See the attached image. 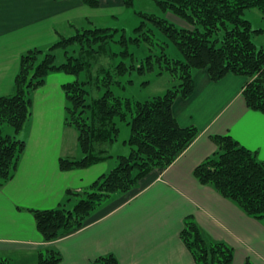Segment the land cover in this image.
Returning <instances> with one entry per match:
<instances>
[{"label":"trees","instance_id":"obj_1","mask_svg":"<svg viewBox=\"0 0 264 264\" xmlns=\"http://www.w3.org/2000/svg\"><path fill=\"white\" fill-rule=\"evenodd\" d=\"M90 8H98L100 0H80ZM134 0H123L131 6ZM158 8L178 17L181 26L156 14L141 13L179 49L182 58L170 57L164 46L154 52L153 30L146 28L142 38L130 40L121 35V51L129 55V41H146L149 54L137 69L142 72L154 69L164 71L176 81L163 94L145 100L117 94L115 87H124L120 77L134 65L124 62L107 70L103 78V93L88 98L86 86L90 82L80 79L89 72L92 60L105 51L116 32L109 27L76 29L69 36H59L44 51L31 48L20 55L19 66L10 94L0 96V186L15 175L18 161L25 149L20 136L32 113L31 93L45 83L52 72L74 76L62 84L66 97L64 123L76 132L80 158L60 157L61 170L86 168L112 155L107 149L118 140L119 123L130 127L124 145L128 152L118 154L117 164L100 174L87 187L67 189L66 199L54 208L29 209L36 228L44 241H52L85 226L101 205L114 195L136 189L140 181L152 171L170 165L198 136L194 125L180 126L172 111L176 98H186L194 90L193 72L205 69L216 82L232 74L245 78L242 95L246 105L264 114V47L257 46L255 37L264 33V27H253L245 16L247 9H257L264 15V0H155ZM145 24V23H144ZM143 23L137 29L142 28ZM143 34V32H142ZM141 34V35H142ZM63 51L64 60L56 62L55 50ZM40 55L41 58H40ZM217 150L201 163L193 174L204 185L211 186L223 197L234 202L248 216L264 223V160L255 151L240 145L230 135L212 137ZM75 202L70 206L67 203ZM182 243L190 252L195 264H231L233 249L220 241L204 238L192 216L183 219L179 233ZM57 251L49 249L40 254L37 264H59ZM0 264H10L0 259ZM94 264H118L114 255L97 258ZM244 264H252L246 260Z\"/></svg>","mask_w":264,"mask_h":264},{"label":"crops","instance_id":"obj_2","mask_svg":"<svg viewBox=\"0 0 264 264\" xmlns=\"http://www.w3.org/2000/svg\"><path fill=\"white\" fill-rule=\"evenodd\" d=\"M123 5V0H100L98 8L80 0H0V96L12 92L23 52L43 50L59 36L81 29L77 25L93 23L98 10L112 12ZM193 78V92L176 98L172 106L180 126L198 128L193 142L166 168L145 176L136 189L112 196L79 230L44 241L29 209L56 207L65 201L67 189L87 187L115 163L106 159L86 168H59L60 157L82 156L75 130L64 123L62 84L73 77L48 74L31 93V117L20 133L25 149L15 175L0 186V259L37 264L38 256L52 249L61 257L59 264H94L109 254L118 264H195L179 237L183 219L192 216L205 239L233 249L231 264L247 259L264 264V223L193 174L217 150L215 135H230L264 160V114L246 105L244 77L229 74L214 82L205 69H196Z\"/></svg>","mask_w":264,"mask_h":264},{"label":"rangeland","instance_id":"obj_3","mask_svg":"<svg viewBox=\"0 0 264 264\" xmlns=\"http://www.w3.org/2000/svg\"><path fill=\"white\" fill-rule=\"evenodd\" d=\"M99 14L94 15L93 23L89 24L86 21L84 22V28H93V27H109L116 29L112 40L105 44V51L99 53L92 60V65L89 69V72H83L80 76V79H86L90 82L87 84L86 88L89 91L88 98H96L100 96L104 88L102 86V80L106 75L107 70H113L116 64L124 62L126 65L134 67L125 75L120 77V80L123 84L122 87H115V92L117 94L125 95L132 97L136 100H145L153 96L163 94L172 84L176 83L167 72L157 74L159 69L158 63H154V69L140 72L137 68L144 63L145 57L149 54V44L144 40L138 43L134 41H129L127 46V51L129 55L121 54V51L124 49V44L120 43L119 39L121 35L126 36L128 40L132 37L142 38L146 28H151L153 40L155 45H153L154 52L158 53L161 50V47L164 46V50L170 57L182 58V55L176 45L169 40V38L154 24L152 20L142 15L141 13L146 14H156L159 17L166 18L170 22H173L177 26H181V20L169 12L161 11L155 0H134L131 6H122V8L114 9V11L109 12L110 9L103 8L98 10ZM112 13V15H111ZM247 17L253 27H264V15H262L257 9H247L244 12V17ZM79 24L78 22H74ZM143 23L142 28L139 30L137 27ZM145 23V24H144ZM78 28L83 29V27ZM70 30V29H69ZM143 32V34H142ZM142 34V35H141ZM263 34V33H262ZM70 35V33H69ZM255 43L257 46L264 47V35L256 36ZM48 46L43 50L47 51ZM56 53V62H61L64 60L63 51L61 49L55 50ZM42 55H40L41 58ZM74 78V76H72ZM120 133L118 140L111 144L107 145L109 153L112 155L108 158L110 161H115L113 167L117 164L118 154H124L128 152V145H124L123 141L126 140L130 133V127L124 122L119 123ZM111 167V168H113ZM106 200L102 205L104 206L107 202ZM53 241V240H52Z\"/></svg>","mask_w":264,"mask_h":264}]
</instances>
